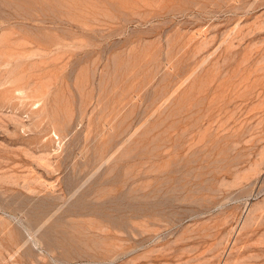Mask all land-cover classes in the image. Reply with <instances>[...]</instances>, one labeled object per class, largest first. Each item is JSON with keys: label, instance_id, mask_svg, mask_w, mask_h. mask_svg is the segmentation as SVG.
I'll list each match as a JSON object with an SVG mask.
<instances>
[{"label": "rangeland", "instance_id": "obj_1", "mask_svg": "<svg viewBox=\"0 0 264 264\" xmlns=\"http://www.w3.org/2000/svg\"><path fill=\"white\" fill-rule=\"evenodd\" d=\"M262 112L264 0H0V264H264Z\"/></svg>", "mask_w": 264, "mask_h": 264}, {"label": "bare ground", "instance_id": "obj_2", "mask_svg": "<svg viewBox=\"0 0 264 264\" xmlns=\"http://www.w3.org/2000/svg\"><path fill=\"white\" fill-rule=\"evenodd\" d=\"M253 1V0H252ZM243 2V1H242ZM239 4V3H238ZM244 6V5H243ZM241 7V6H240ZM200 9V8H199ZM234 9V8H233ZM217 76V75H216ZM217 92V91H216ZM213 94V93H212ZM233 95V94H232ZM223 104V103H222ZM262 113H264V112H262ZM261 113V114H262ZM262 120H264V119H262ZM252 127V126H251ZM160 148V147H159ZM157 177V176H156ZM171 178V177H170ZM164 179V178H163ZM147 180V179H146ZM163 181V180H162ZM128 189V188H127ZM160 191V190H159ZM170 191V190H169ZM168 194V193H167ZM119 195V194H118ZM166 195V194H165ZM109 196V195H108ZM117 196V195H116ZM161 196V195H160ZM135 197V196H134ZM158 201V200H157ZM118 202V201H117ZM123 202V201H122ZM151 202V201H150ZM109 203V202H108ZM116 205V204H115ZM151 205V204H150ZM163 205V204H162ZM112 207V206H111ZM155 207V206H154ZM100 208V207H99ZM98 209V208H97ZM101 209V208H100ZM123 211V210H122ZM134 212V211H133ZM136 220V219H135ZM99 223V222H98ZM138 223V222H137ZM101 224V223H100ZM124 230V229H123ZM125 231V230H124ZM143 232V231H142ZM122 246V245H121Z\"/></svg>", "mask_w": 264, "mask_h": 264}]
</instances>
